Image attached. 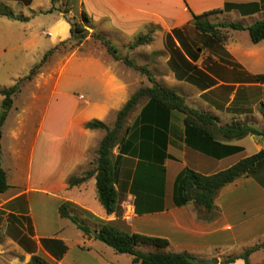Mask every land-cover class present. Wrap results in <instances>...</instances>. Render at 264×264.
I'll use <instances>...</instances> for the list:
<instances>
[{"label":"crops","instance_id":"crops-1","mask_svg":"<svg viewBox=\"0 0 264 264\" xmlns=\"http://www.w3.org/2000/svg\"><path fill=\"white\" fill-rule=\"evenodd\" d=\"M5 1H17L27 7H33L35 0H31L30 3L29 0H0V2ZM59 2L62 3V0ZM226 3L246 5L261 3V0H81L91 23L96 27L91 29L105 33L108 37L130 39L132 34L139 32L147 24L155 25L160 31L164 30L165 39L172 36L175 50L182 52L186 62L203 72L200 75L189 69V64L184 65L182 61H179L182 67H188V76H193L195 81L179 80L173 70L172 82L177 81L189 86L183 95L177 93L183 96L191 107L217 117L221 125L248 123L264 131V40L259 44H254L248 31L221 28L223 34L227 36L224 42H218L209 35H203L202 46L196 48L193 43H184L179 36L186 26L195 27L194 15L224 9ZM101 6L107 8V11L96 10ZM53 7L55 10L58 8L52 5L47 8L46 12H50ZM218 14L221 18L231 19L235 16L236 20L211 21L212 23L238 22L250 26L264 19V10L256 11L247 6H243L241 11L236 9ZM27 19L30 21L29 18ZM42 33L54 37L51 42L52 49L62 40L71 37V25L60 12V17L54 23L52 31ZM90 38L91 36L76 48L61 68L47 105L41 113L28 160L24 161L27 166L22 163L24 160L22 144L25 129L29 126V119L25 117L28 111L22 110L16 114L14 128L11 132L13 146L10 148V156L14 162L13 168L6 165L2 146V165L7 172L10 185L5 193L0 194V218L2 219L0 225L5 226L2 239H16L14 234H9L7 231L15 227L23 232L22 235L26 234L31 239H37L39 243L40 239L56 238L67 245L64 238L58 236L57 233L51 236L38 233L39 224L43 225L48 218L46 215L40 216L35 213L37 196L43 198V202L49 200L54 203V209L59 214L58 220L62 222L68 219L60 216V207L64 204L76 206L78 208L76 211L82 215H88L94 220V225L88 224L86 220L69 209L71 214L84 220L92 229H98L104 223L117 221L135 232L134 225L137 220H141L142 217L155 216L156 223L168 224L172 229H179L183 232L182 237L185 241L181 242L179 249H187L198 257L212 256L216 253L217 264H223V261L228 259L224 260V251L221 249L224 248L226 251L228 246L234 245L235 241L232 240L240 239L244 229L251 230L263 225L259 237H264V186L255 177L240 178L220 191L215 200L217 215L213 220L200 219L194 204L168 209L173 204L174 183L184 169L190 168L204 175H211L264 149L262 137L248 136L242 140L226 142L229 145L242 147L243 152L224 159L208 157L188 148L185 115L178 111H173L170 118L168 154L172 158L165 163L167 168L165 210L154 214H135L131 217L132 219L128 216L124 203L130 200L135 206V196L131 193V187L139 162L137 157L130 155H124L120 162L117 213L108 215L99 202L98 192L93 191L92 187L95 180L97 188L96 176L81 185L74 187L69 185L71 177H83L95 168L97 150L106 135L103 130L87 129L86 124L98 120L112 127L114 120L108 121L109 117L111 115L117 117L119 111L138 91L142 78L138 72L124 62L115 60L106 52V56L105 54L96 56V54L87 53L76 59L73 67L66 71L77 54L84 50ZM155 52H162V50ZM258 77L261 80H256ZM88 80L93 84V88L96 87V92L93 96L78 94V89L82 88L84 83H88ZM144 104L145 102L132 113L134 117L128 120V125L133 123ZM31 111L35 110L31 109ZM3 139L4 134L1 141ZM38 146H41L43 156L39 163L37 162L36 173L34 171L35 154ZM55 148L56 153L52 154V149ZM94 152H96V158L92 159ZM119 152V147H116L114 154L117 156ZM255 207L262 212L261 220L245 223L239 214ZM10 215L13 216L10 218ZM229 217L234 218L236 223L229 224ZM29 223L34 234L29 231ZM188 227L198 228L197 232H194V237L193 231ZM236 228L240 230L236 232ZM227 232H233L231 235H234V238L225 239L223 236ZM208 236L215 237V239H206ZM157 237L167 239L169 235L162 234ZM85 238L88 239L89 245H93L96 241L95 238L86 235ZM191 238L195 242H192ZM171 245L172 243L170 247ZM68 254L69 247L67 254L59 264L64 262ZM241 261L243 260L239 259L231 264H243Z\"/></svg>","mask_w":264,"mask_h":264},{"label":"trees","instance_id":"trees-1","mask_svg":"<svg viewBox=\"0 0 264 264\" xmlns=\"http://www.w3.org/2000/svg\"><path fill=\"white\" fill-rule=\"evenodd\" d=\"M52 1L55 5L60 0ZM28 2L30 3L31 0ZM70 2H73V0L68 1V3ZM243 6L261 11L264 10V0H261V3L246 5L226 3L224 9L194 15L195 28L202 35H209L218 42H224L227 39L221 28L248 31L252 42L259 44L264 40V19L250 26H245L238 22L215 24L208 20L211 15L220 12H231L236 9L241 11ZM54 9L55 7L52 10ZM70 11L61 13L67 14ZM0 15L20 21L28 20L23 16H17L1 9ZM81 20V22L74 23L68 21L71 25L70 40L80 45L90 36L93 37L103 44L115 60L122 61L128 67L147 75L153 82L151 87L141 88L130 98L119 111L116 122L112 127L98 120H93L86 124L87 129L103 130L106 135L97 150V158L94 161L95 168L88 171L83 177H71L69 185L72 187L78 186L96 176L98 199L108 215L118 212L119 195L117 183L120 162L124 155L137 157L139 160L131 187V193L135 196L136 214H154L166 209L167 168L165 163L172 158L168 154V141L170 118L173 111H178L185 115L184 122L188 148L214 159H224L244 151L242 147L227 144L229 142L242 140L248 136L262 137L264 139V131L248 123L221 125L217 117L191 107L179 93L155 82L151 71L147 67L139 66L130 58L121 57L116 46L107 40L102 33L91 34L87 29L91 19L85 10L81 12ZM153 40L154 38L151 35L140 36L131 48L134 49L150 44ZM167 40L168 45L172 43V47L169 48L174 55H172L170 61L177 78L189 82L195 81L193 76H188V67H182L178 62L182 61L184 65L189 64V69L196 71L200 75L203 72L196 66L186 62L187 60L180 50H175L172 36H168ZM58 47L59 45L51 49L43 61L33 68L31 74L22 79L16 86L0 90V94L5 98L2 104L3 111L0 116V194L5 193L10 188L7 172L2 165L1 140L3 136L2 127L14 105L13 96L20 92L22 82L33 80L38 71L47 62L49 56ZM256 80L259 81L261 78L258 77ZM144 102L145 104L142 106L139 115L131 125H128V120L132 113ZM116 147H119L120 150L117 156L114 154ZM258 174L259 176L260 174L264 176V149L257 154L240 159L225 170L211 175H204L193 169L186 168L179 174L174 183L173 204L168 209L194 204L199 212L208 215L207 218L209 220H213L217 215L215 200L220 191L243 177H255L264 186V178L262 180ZM59 212L62 218L71 220L86 236L104 242L117 253L131 255L133 264H196L197 262L196 258L190 254L168 251L170 247L168 239L132 232L122 222L104 223L100 228L92 229L84 220L71 214L68 205H62ZM12 216L10 215V218ZM30 232L32 234L34 232L33 229ZM22 234V231L14 234L16 238L14 240L26 252L32 254L31 260L27 264H50L44 258L36 255L37 242L35 239ZM40 243L57 260H62L68 252L67 245L60 239L44 238L40 240ZM142 246L153 247L155 251H142ZM262 249H264V242L248 249L243 255L229 257L223 261V264L235 263L239 259H243L246 264H251L250 257L252 254Z\"/></svg>","mask_w":264,"mask_h":264},{"label":"rangeland","instance_id":"rangeland-1","mask_svg":"<svg viewBox=\"0 0 264 264\" xmlns=\"http://www.w3.org/2000/svg\"><path fill=\"white\" fill-rule=\"evenodd\" d=\"M68 1L69 0H62V3L57 1L55 3L58 7L57 10L54 9L51 10V12H46V10L54 5L52 0H35L33 7H27L23 3L17 1L1 2V10L11 12L17 16L29 18L30 21L15 20L0 15V90L16 86L22 79H25L31 74L33 68L37 64L43 61L46 54L51 50V42L54 37L46 36L42 32L52 31L54 23L60 17V12L71 10L67 14L62 13L66 20L72 23L82 21L81 11L84 10V5L81 4V0H73V2L70 3H68ZM96 10L99 12H105L107 11V8L101 6L97 7ZM235 18V16L231 17V19L221 18L219 14H215L211 16V18H208V20L212 22L220 20L229 22V20H236ZM107 27H110V25H107ZM91 28L96 27H94L92 23L88 25L87 29L91 34L102 33L100 31H94ZM165 33L164 30L160 31L155 25L152 26L147 24L144 25L139 32L137 31L135 34H132L130 39L108 37L105 33L103 35L107 40L111 41L114 46H116L121 57L130 58L138 65L147 67L151 71L155 82L167 89H173L183 95L184 91H186V88L189 86L177 81L175 83L172 82L173 68L170 60L174 54L169 49V47H172V43L168 45V40L165 39ZM144 35H151L154 38L153 42L132 49L131 46L135 41H137L140 36ZM179 36L184 43H193L196 48L201 47L203 44V35L192 25L186 26L185 30L181 31ZM165 43L167 44L165 45ZM58 45V49L49 56L47 62L38 71V74L33 80L22 82L20 92L13 96L14 105L10 110L11 114L9 112L10 116L8 115L9 117H7V123L5 122L6 124L4 123L2 127L4 139L1 141V145L5 152V162L9 168H13L14 166L13 158L10 156V148L13 146L11 132L14 128L16 114L18 111H28L27 114H25V117L29 119V126L25 129V137L22 144L24 152V160L22 163L24 166H27L26 162L36 135L40 121L39 119L47 105L48 98L55 86L56 79L70 55L81 44L77 45V42L72 41L69 38L62 40ZM160 50H162V52H155ZM105 52L109 54L100 41L91 37L84 50L77 54L76 58H74V61L69 65L66 71L73 67L76 59L83 57V55L87 53H93L96 54V56H104L105 54L106 56ZM138 73L142 76L141 83L138 85V90L144 87H151L153 82L148 76L141 74L140 72ZM95 92L96 87L94 86L93 88V84L90 80H88V83H84L82 88H79L77 91L78 94H84L85 96H93ZM4 99V96L0 94V116L3 111L2 104ZM31 109H34L35 111H31ZM133 117L134 115H131L129 121L130 119L132 120ZM116 118V116L112 115L109 117L108 121L111 120L110 122H112L114 120L112 126L115 124ZM55 153L56 148L52 149V154ZM42 156L43 150L41 146H38L35 154L34 171H36V173L37 162L39 163ZM95 158L96 152L92 153V159ZM25 160L26 162H24ZM261 176L262 175L260 174L259 178H264V176ZM92 187L93 191L97 192L95 180L92 183ZM37 197L38 198H35V213L40 216L46 215L48 218V221L43 222V225L39 224L38 233L47 236L57 233L58 236L64 238L69 247V254L62 264H133V257L131 255L117 253L113 248L100 240H96L93 242V245H89L88 239L85 238V234L78 229L71 220L68 219L63 222L58 220L59 214L58 211H55L54 203H52V201L44 200L45 202H43V198L40 196ZM69 205L70 206L68 207L72 212L86 220L88 224L94 225V220L88 217V215L84 214V216L80 214V212L76 211V209H78L76 206ZM261 215L262 212L258 207L242 211L241 215L239 214L245 223L258 221ZM198 217L200 219H207L208 215L198 211ZM14 219H16V217ZM131 219H129V221H131ZM0 221L2 222L1 218ZM229 222V224L236 223L232 217H229ZM134 226V230L137 233H145L150 236L162 234L169 235L170 239H168L169 237L167 239L172 243L169 251L190 254L196 258V264H217V259H215L216 253L212 254V256L204 255L203 257H198L193 254L194 252L191 253V251L189 252L187 249H179L178 246L181 242L185 241V238L182 237L183 232L179 229H172L171 225L159 222L156 223L155 216L142 217L141 220L136 221ZM261 226L263 227V225ZM261 226L251 230L244 229V233L243 235L241 234L240 239H236L237 241L235 239L232 240L235 241L234 245L228 246L226 251L224 248L221 249V251H224V260L229 257L243 255L248 249L257 244L263 243L264 237H259L261 236L259 235L262 229ZM32 229L33 228L29 223V231H32ZM189 229L193 231L192 235L194 237V232H197L198 228L190 227ZM238 230H240V228L235 229L236 232H238ZM7 231L9 234H18L20 230L14 227L13 229L9 228ZM4 232L5 226L0 225V264H27L31 260L32 254L26 252L14 239H2ZM232 233L233 232H227L223 237H225V239H232L234 238V235H231ZM32 234H34V232ZM255 236L257 238H255ZM213 238L215 239V237L211 236L206 237V239ZM191 239L192 242H195L193 238ZM203 239H205V237ZM35 241L37 242L36 255L44 258L50 264H59L61 260L55 259L43 246H39L41 244L39 243V240L35 239ZM141 250L145 252H153L155 251V248L142 246ZM250 261L251 264H264V250L254 253ZM241 262L246 264L244 260Z\"/></svg>","mask_w":264,"mask_h":264},{"label":"built area","instance_id":"built-area-1","mask_svg":"<svg viewBox=\"0 0 264 264\" xmlns=\"http://www.w3.org/2000/svg\"><path fill=\"white\" fill-rule=\"evenodd\" d=\"M124 208L127 211L128 216L130 218L136 214L135 206L133 205V203L130 200H128L124 203Z\"/></svg>","mask_w":264,"mask_h":264}]
</instances>
